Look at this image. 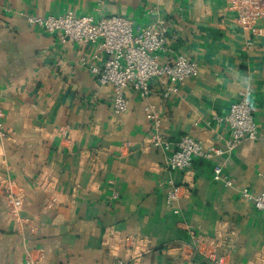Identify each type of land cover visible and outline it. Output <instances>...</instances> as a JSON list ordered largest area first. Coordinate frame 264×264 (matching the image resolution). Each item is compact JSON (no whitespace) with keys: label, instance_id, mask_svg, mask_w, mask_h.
Returning <instances> with one entry per match:
<instances>
[{"label":"crops","instance_id":"1","mask_svg":"<svg viewBox=\"0 0 264 264\" xmlns=\"http://www.w3.org/2000/svg\"><path fill=\"white\" fill-rule=\"evenodd\" d=\"M69 12L166 27L160 61L185 56L199 74L168 97L157 78L146 97L127 89L129 109L116 114L113 86L80 64L93 61L96 45L63 42L61 32L27 22ZM105 60L99 53L96 63ZM241 92L253 102L259 139L168 169L174 145L151 144L145 107L156 108L171 143L190 135L222 146L229 128L218 118ZM0 109V178L24 192L21 216L30 219L10 216L0 190V264H26L39 250L41 264H214L193 251L197 239L213 241L231 264L264 260V212L241 194L264 188V19L242 28L227 0H0ZM215 164L231 186L214 178ZM169 180L179 195L172 205Z\"/></svg>","mask_w":264,"mask_h":264},{"label":"built area","instance_id":"2","mask_svg":"<svg viewBox=\"0 0 264 264\" xmlns=\"http://www.w3.org/2000/svg\"><path fill=\"white\" fill-rule=\"evenodd\" d=\"M227 2L236 12L238 23L244 29H252L257 20L264 19L263 0H227ZM27 22L49 34L61 32L59 38L63 42L74 41L84 45H96L98 53L93 56V61L83 57L80 59V64L89 68L99 83L113 86V107L116 114H125L129 109V100L125 94L127 89L137 91L142 97H146L151 92L152 80L157 78L165 82L166 89L163 95L168 97L176 94L187 78L199 74L198 63L185 56H179L173 62L160 61L161 55L168 49L169 32L166 27L157 28L151 24L135 25L132 20L121 14L76 16L71 12L49 16L31 14L27 16ZM99 53L106 55L102 65L96 63ZM145 110L146 117L153 122L156 130L150 139L151 144L164 150H169L171 145H174V150L166 156L165 161L166 167L171 170H186L196 160L212 161L219 156H229L243 141L259 139L253 102L246 92H241L240 98L230 105L223 116L218 118L229 128V136L222 146L205 144L190 135H184L171 143L160 133V120L156 108L149 104ZM2 117L3 113L0 109V137L4 138L6 133L1 122ZM213 176L228 186L232 185V181L224 175L220 164H215L213 167ZM46 183L50 182H44L42 186ZM168 183L173 186V189L168 192L166 201L167 204L172 205L179 197L178 188L175 187L173 180H169ZM0 190L6 193L9 215L16 220L28 223L30 219L21 216L24 192H14L1 178ZM241 194L257 210L264 212V188L259 194L243 188ZM52 203V201L49 203V207H52ZM31 231H35V228L31 227ZM216 246L217 244L215 245L211 240L197 239L192 249L214 264H231L227 254L214 250ZM39 251L37 258L28 253L26 264H41L43 250ZM117 263L125 264L126 261L119 259ZM253 264H264V260H258Z\"/></svg>","mask_w":264,"mask_h":264},{"label":"water","instance_id":"3","mask_svg":"<svg viewBox=\"0 0 264 264\" xmlns=\"http://www.w3.org/2000/svg\"><path fill=\"white\" fill-rule=\"evenodd\" d=\"M264 1V0H263Z\"/></svg>","mask_w":264,"mask_h":264}]
</instances>
